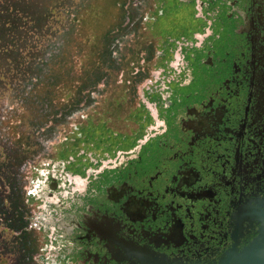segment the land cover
<instances>
[{
    "label": "flooded vegetation",
    "instance_id": "obj_1",
    "mask_svg": "<svg viewBox=\"0 0 264 264\" xmlns=\"http://www.w3.org/2000/svg\"><path fill=\"white\" fill-rule=\"evenodd\" d=\"M195 1L186 8L195 10ZM201 1L209 23L191 17L183 27L186 39L207 29L189 56L190 79L157 101L164 129L135 155L115 158L132 149L104 146L99 155L113 165L90 171L73 202L57 197L61 182L49 174L38 194L60 211L48 221L55 235L47 243L58 246L41 264H220L257 235L264 0Z\"/></svg>",
    "mask_w": 264,
    "mask_h": 264
},
{
    "label": "rangeland",
    "instance_id": "obj_2",
    "mask_svg": "<svg viewBox=\"0 0 264 264\" xmlns=\"http://www.w3.org/2000/svg\"><path fill=\"white\" fill-rule=\"evenodd\" d=\"M186 4L0 0V264L54 257L48 221L60 211L38 194L49 174L61 182L57 197L73 202L90 171L113 165L104 146L135 155L164 129L157 101L187 84L207 32L192 44L183 27L191 17L209 23L200 0Z\"/></svg>",
    "mask_w": 264,
    "mask_h": 264
},
{
    "label": "water",
    "instance_id": "obj_3",
    "mask_svg": "<svg viewBox=\"0 0 264 264\" xmlns=\"http://www.w3.org/2000/svg\"><path fill=\"white\" fill-rule=\"evenodd\" d=\"M260 225L255 238L240 252L234 253L220 264H264V213L260 219Z\"/></svg>",
    "mask_w": 264,
    "mask_h": 264
}]
</instances>
